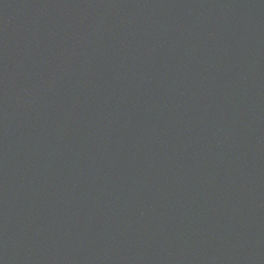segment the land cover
Masks as SVG:
<instances>
[{
  "label": "water",
  "instance_id": "water-1",
  "mask_svg": "<svg viewBox=\"0 0 264 264\" xmlns=\"http://www.w3.org/2000/svg\"><path fill=\"white\" fill-rule=\"evenodd\" d=\"M0 264H264V0H0Z\"/></svg>",
  "mask_w": 264,
  "mask_h": 264
}]
</instances>
